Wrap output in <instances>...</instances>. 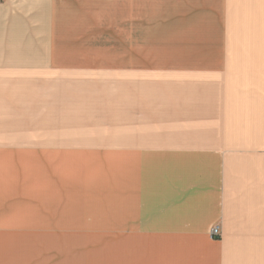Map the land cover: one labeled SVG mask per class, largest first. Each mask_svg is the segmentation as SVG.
<instances>
[{
	"label": "crops",
	"instance_id": "crops-1",
	"mask_svg": "<svg viewBox=\"0 0 264 264\" xmlns=\"http://www.w3.org/2000/svg\"><path fill=\"white\" fill-rule=\"evenodd\" d=\"M94 3L0 0V264H264L263 121L232 89L264 81V0ZM90 74L113 111L69 100Z\"/></svg>",
	"mask_w": 264,
	"mask_h": 264
},
{
	"label": "rangeland",
	"instance_id": "rangeland-1",
	"mask_svg": "<svg viewBox=\"0 0 264 264\" xmlns=\"http://www.w3.org/2000/svg\"><path fill=\"white\" fill-rule=\"evenodd\" d=\"M105 10L106 6L101 3V0H95L94 12H105ZM76 82L74 85H69V87L76 90L75 95L69 97V100L73 105L78 107L79 115L88 114L97 117L102 114L103 110L113 111V106H117V78L107 76L106 74H90L79 76ZM232 89L234 90L233 94L236 96L237 106L244 109L246 119H250V116H252L255 122L263 121L264 127V81L232 82ZM110 115H116V113L110 112ZM82 124H85V120L82 121ZM91 124L88 123V125ZM111 125H116V123H112ZM254 133L256 137H260V140H264V128L262 130L256 129ZM254 153L264 155V144L255 149ZM261 175L258 172L254 173V178H261ZM262 206H264V200L262 201ZM255 211L257 212L255 216L264 217V208H257ZM251 243L254 251L262 253L264 258V241L246 242L248 250L251 248Z\"/></svg>",
	"mask_w": 264,
	"mask_h": 264
},
{
	"label": "built area",
	"instance_id": "built-area-1",
	"mask_svg": "<svg viewBox=\"0 0 264 264\" xmlns=\"http://www.w3.org/2000/svg\"><path fill=\"white\" fill-rule=\"evenodd\" d=\"M209 234L213 239H218L221 236L220 226L215 225V226L211 227Z\"/></svg>",
	"mask_w": 264,
	"mask_h": 264
}]
</instances>
